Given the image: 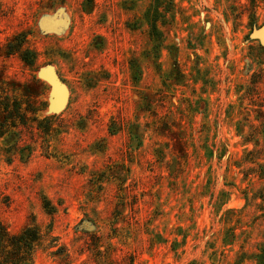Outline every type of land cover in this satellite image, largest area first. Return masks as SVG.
<instances>
[{
    "label": "rangeland",
    "instance_id": "374dc122",
    "mask_svg": "<svg viewBox=\"0 0 264 264\" xmlns=\"http://www.w3.org/2000/svg\"><path fill=\"white\" fill-rule=\"evenodd\" d=\"M263 25L264 0H0V221L39 228L24 264H255Z\"/></svg>",
    "mask_w": 264,
    "mask_h": 264
},
{
    "label": "trees",
    "instance_id": "16d2710c",
    "mask_svg": "<svg viewBox=\"0 0 264 264\" xmlns=\"http://www.w3.org/2000/svg\"><path fill=\"white\" fill-rule=\"evenodd\" d=\"M21 35H18L16 39V43L19 45H23L24 40H22ZM15 45L13 42L8 45V47L13 50L12 46ZM18 45V46H19ZM22 58L29 65H33L35 62L36 54L26 50L22 54ZM10 97L7 96L5 98L0 97V108L3 105L5 106V111L8 110V101ZM12 113L21 117V119H25V113L21 109V104L19 100L16 101ZM5 123H0V135L4 134L3 127ZM40 240L39 228L36 227V224L28 225L18 234H9L5 227L2 225L0 221V264H24L27 261L31 260L32 253L36 245ZM255 260V264H264V244L260 246L257 252L253 256Z\"/></svg>",
    "mask_w": 264,
    "mask_h": 264
},
{
    "label": "water",
    "instance_id": "95a60500",
    "mask_svg": "<svg viewBox=\"0 0 264 264\" xmlns=\"http://www.w3.org/2000/svg\"><path fill=\"white\" fill-rule=\"evenodd\" d=\"M250 37L259 39L260 44L264 46V25L261 27H254L250 33Z\"/></svg>",
    "mask_w": 264,
    "mask_h": 264
}]
</instances>
